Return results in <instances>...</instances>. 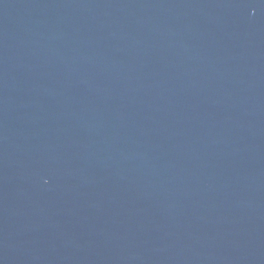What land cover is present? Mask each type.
I'll list each match as a JSON object with an SVG mask.
<instances>
[{"label": "water", "instance_id": "1", "mask_svg": "<svg viewBox=\"0 0 264 264\" xmlns=\"http://www.w3.org/2000/svg\"><path fill=\"white\" fill-rule=\"evenodd\" d=\"M0 264H264V0H0Z\"/></svg>", "mask_w": 264, "mask_h": 264}]
</instances>
